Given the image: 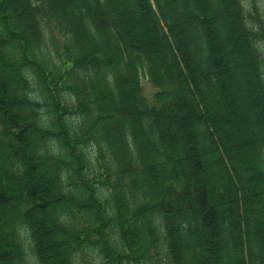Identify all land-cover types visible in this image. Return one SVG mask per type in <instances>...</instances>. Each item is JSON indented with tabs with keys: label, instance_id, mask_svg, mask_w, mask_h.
Listing matches in <instances>:
<instances>
[{
	"label": "trees",
	"instance_id": "obj_1",
	"mask_svg": "<svg viewBox=\"0 0 264 264\" xmlns=\"http://www.w3.org/2000/svg\"><path fill=\"white\" fill-rule=\"evenodd\" d=\"M0 264H264V0H0Z\"/></svg>",
	"mask_w": 264,
	"mask_h": 264
},
{
	"label": "rangeland",
	"instance_id": "obj_2",
	"mask_svg": "<svg viewBox=\"0 0 264 264\" xmlns=\"http://www.w3.org/2000/svg\"><path fill=\"white\" fill-rule=\"evenodd\" d=\"M142 82H143V92L144 94L152 99L154 97V93L157 91V86L154 85L149 77L145 74L142 75Z\"/></svg>",
	"mask_w": 264,
	"mask_h": 264
}]
</instances>
